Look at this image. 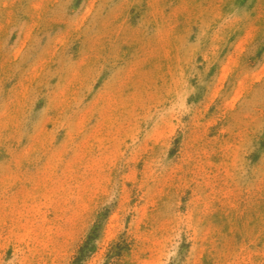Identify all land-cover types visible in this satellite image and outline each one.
Segmentation results:
<instances>
[{
    "label": "rangeland",
    "instance_id": "1",
    "mask_svg": "<svg viewBox=\"0 0 264 264\" xmlns=\"http://www.w3.org/2000/svg\"><path fill=\"white\" fill-rule=\"evenodd\" d=\"M0 264H264V0H0Z\"/></svg>",
    "mask_w": 264,
    "mask_h": 264
}]
</instances>
